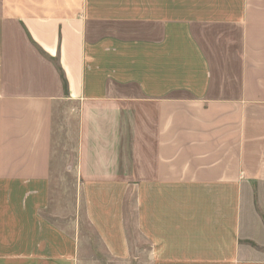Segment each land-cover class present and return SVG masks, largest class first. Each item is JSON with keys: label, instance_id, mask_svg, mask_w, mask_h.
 I'll list each match as a JSON object with an SVG mask.
<instances>
[{"label": "crops", "instance_id": "crops-1", "mask_svg": "<svg viewBox=\"0 0 264 264\" xmlns=\"http://www.w3.org/2000/svg\"><path fill=\"white\" fill-rule=\"evenodd\" d=\"M79 202L112 259L133 213L140 264H264V0H0V264H83Z\"/></svg>", "mask_w": 264, "mask_h": 264}, {"label": "rangeland", "instance_id": "rangeland-1", "mask_svg": "<svg viewBox=\"0 0 264 264\" xmlns=\"http://www.w3.org/2000/svg\"><path fill=\"white\" fill-rule=\"evenodd\" d=\"M70 130L68 125L64 126V132L66 133L62 134L60 143L54 147L60 157L59 160H56V166L54 165L52 170L50 188L51 206L48 211L49 218L57 225L66 229H72L73 227V223L71 222L72 216L67 215H71L74 212L78 195V186L74 185V179L67 169V166L70 165V163L67 162V156L74 142H72L68 136ZM62 156H64V158L61 159ZM128 229L132 248L131 258L128 261L112 259L107 255L98 238L92 231V228L87 223L83 213V205L79 202L77 235L80 240V256L83 264H140L141 251L143 249H141V240L136 230L133 213H130L128 218Z\"/></svg>", "mask_w": 264, "mask_h": 264}]
</instances>
